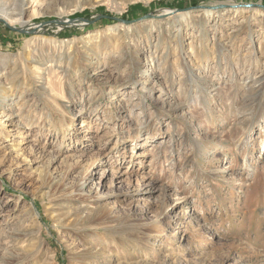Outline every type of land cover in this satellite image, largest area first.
I'll use <instances>...</instances> for the list:
<instances>
[{"label": "rangeland", "instance_id": "rangeland-1", "mask_svg": "<svg viewBox=\"0 0 264 264\" xmlns=\"http://www.w3.org/2000/svg\"><path fill=\"white\" fill-rule=\"evenodd\" d=\"M0 17V264H264V0Z\"/></svg>", "mask_w": 264, "mask_h": 264}, {"label": "bare ground", "instance_id": "bare-ground-1", "mask_svg": "<svg viewBox=\"0 0 264 264\" xmlns=\"http://www.w3.org/2000/svg\"><path fill=\"white\" fill-rule=\"evenodd\" d=\"M23 1V0H22ZM26 1V0H25ZM29 4V3H28ZM23 7V6H22ZM25 9V8H24ZM23 10V9H22ZM24 11V10H23ZM37 13V12H36ZM172 14V12L170 13L169 10H166L164 11L163 15L161 18H168L170 15ZM175 15V14H174ZM1 18V17H0ZM5 18V17H4ZM3 18V19H4ZM5 20V19H4ZM7 22L10 23L11 21H9L7 18H6ZM30 21V20H29ZM71 21V20H70ZM74 21V20H73ZM60 22V21H59ZM37 25V24H36ZM77 25V24H76ZM35 26V25H34ZM83 26V25H82ZM22 28L25 30H31L32 29V25L27 23V22H23L22 23ZM35 30L32 29V31ZM38 36V35H37ZM120 40H124L123 38H121ZM123 42V41H122ZM118 46V45H117ZM37 69V68H36ZM36 74H37V79L41 82L43 81V72L40 68L37 69L36 71ZM43 88V87H42ZM45 90V89H43ZM20 123V122H19ZM21 125H19L17 122H16V116L13 114V113H5L4 111H1V107H0V146L1 148L3 149H8L10 147L9 143L7 142H10L12 137H15L16 135H13V132H14V128L16 127H19ZM20 133V132H19ZM22 135H24L22 133ZM21 137V136H20ZM22 138V137H21ZM31 138V136L29 135H25L24 139L26 140L27 143H29V139ZM15 142V141H13ZM11 144V143H10ZM18 144V143H17ZM25 144V143H24ZM63 144V143H62ZM16 147V146H15ZM13 151L12 149H10V152ZM9 152V151H8ZM77 158V157H76ZM92 166V165H91ZM90 167V166H89ZM13 177V176H12ZM115 178V177H114ZM89 179L90 181H92L93 179H95V177H93V175H90L88 174L86 176V180ZM82 180V179H81ZM88 182V181H87ZM84 184H86L85 182L82 184L81 187L84 186ZM84 188V187H83ZM82 190V188H81ZM80 190V191H81ZM161 206V205H160ZM163 212V211H162ZM89 213V212H88ZM87 213V214H88ZM106 216V215H105ZM96 217V216H95ZM90 217H88L87 219H89ZM88 222V221H87ZM161 222H157L155 224H136L137 226V229H139V232L141 234H158L161 232L162 230V226L160 224ZM203 234V233H202ZM201 236V235H200Z\"/></svg>", "mask_w": 264, "mask_h": 264}, {"label": "water", "instance_id": "water-1", "mask_svg": "<svg viewBox=\"0 0 264 264\" xmlns=\"http://www.w3.org/2000/svg\"><path fill=\"white\" fill-rule=\"evenodd\" d=\"M218 7H229V6L222 5V6H218ZM232 7H234V6H232ZM186 10H190V9L188 8V9H185V10H182V11H186Z\"/></svg>", "mask_w": 264, "mask_h": 264}]
</instances>
